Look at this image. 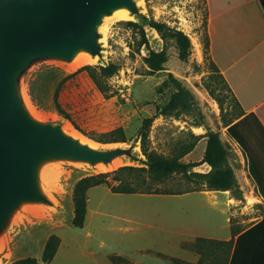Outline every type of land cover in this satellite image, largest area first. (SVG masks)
Returning <instances> with one entry per match:
<instances>
[{"label":"rangeland","instance_id":"rangeland-1","mask_svg":"<svg viewBox=\"0 0 264 264\" xmlns=\"http://www.w3.org/2000/svg\"><path fill=\"white\" fill-rule=\"evenodd\" d=\"M211 1L216 4L218 0ZM224 1L233 4L239 0ZM139 2L144 19L132 16L107 20L103 58H84L68 68L46 64L26 83L31 103L40 114L68 122L73 131L100 146L136 139L138 158H125L110 167L56 165L49 183L55 207L25 211L19 227L1 249L0 264L26 256L36 257L38 264H97L92 257L99 264H111V255L128 258V264H175L170 256L191 257L182 243L194 232L222 236L229 232L227 216L241 226L264 216V206H252L253 198L239 186L232 188V205L224 211L221 200L212 204V199L198 193L124 194L101 184L89 190L84 226L72 223L73 187L81 176L123 165H146L140 134L144 119L151 118L147 127L151 148L183 162L201 163L193 168L200 173L209 166L202 162L204 140L200 143L197 135L223 132L240 111L225 77L204 46L208 0ZM156 22L164 24L158 26ZM176 31L189 39L186 57L180 55ZM110 64L120 68L108 76L103 67ZM229 151L230 163L240 168L235 152L232 148ZM116 175H110V185L119 184ZM157 185L171 190L204 186L201 176L193 174L188 179L179 170ZM88 231L92 232L90 237ZM51 234L58 235L62 245L56 258L45 263L41 256Z\"/></svg>","mask_w":264,"mask_h":264},{"label":"water","instance_id":"water-1","mask_svg":"<svg viewBox=\"0 0 264 264\" xmlns=\"http://www.w3.org/2000/svg\"><path fill=\"white\" fill-rule=\"evenodd\" d=\"M121 9L146 17L139 0H0V255L25 211L55 207L56 165L110 167L138 158L136 139L100 146L40 114L26 84L43 65H68L80 54L103 58V26Z\"/></svg>","mask_w":264,"mask_h":264},{"label":"crops","instance_id":"crops-1","mask_svg":"<svg viewBox=\"0 0 264 264\" xmlns=\"http://www.w3.org/2000/svg\"><path fill=\"white\" fill-rule=\"evenodd\" d=\"M207 33L211 58L225 77L243 110L242 115L225 126L223 132L219 133V137L227 150V160L233 169L239 188L245 189V195L253 198L252 206H264V5L262 1L239 0L231 4L228 1L225 3L224 0H218L216 4H213L211 0H208ZM235 123L237 125L232 128L231 132L228 131L229 127ZM197 136H199L200 143L204 140L202 162L203 164L206 162L209 166L200 173L208 174L212 170V166L204 160L208 136L201 134ZM228 148H232L235 152L240 168L237 169L230 163ZM199 165L201 163L194 167ZM202 179L203 187L193 186L185 190L168 189L169 192H151L148 194L198 193L208 197L209 200L212 199V204L221 200L225 205L224 211H226L232 205L231 199L234 198V195H229L232 190L211 188L207 179L205 177ZM156 187L159 186L156 184ZM136 193L147 192L124 194ZM262 218L248 226H241L238 223H232L231 218L227 216L229 232L226 235L194 232L191 239L182 243L183 248L192 253L191 257L187 259L176 258L182 259L187 264H229L226 257L230 251V260L239 234ZM87 235L90 237L92 232L88 231ZM199 238L203 239L198 240ZM61 245L60 239L56 254L48 263L56 258ZM171 257L173 256H170V259ZM92 258L99 264L97 258ZM131 262L141 264L135 261ZM111 264H114L112 260Z\"/></svg>","mask_w":264,"mask_h":264},{"label":"trees","instance_id":"trees-1","mask_svg":"<svg viewBox=\"0 0 264 264\" xmlns=\"http://www.w3.org/2000/svg\"><path fill=\"white\" fill-rule=\"evenodd\" d=\"M264 5V0H261ZM164 23L156 22V25L163 26ZM179 37L180 55L186 57L189 48V39L182 31H176ZM204 46L206 52H209V36L208 33L204 36ZM85 67L80 68L79 70ZM120 66L117 64H110L103 67L105 74L111 76L119 70ZM78 70V71H79ZM77 72V71H76ZM75 72V73H76ZM73 73V74H75ZM71 74V75H73ZM69 75V76H71ZM65 77L62 83L69 77ZM225 79V78H224ZM225 84L228 90L234 96L236 103L240 107L238 115L243 114V110L236 99L231 87L225 79ZM58 90V89H57ZM58 91L55 93L57 102ZM234 118V119H236ZM229 121L226 125L234 121ZM151 118L144 119L141 129V149L146 157L145 166L123 165L113 171L100 172L96 174H88L81 176L74 184L72 198L74 201V216L72 223L77 227H83L86 221L87 214V201L89 188L99 185L107 184L111 190L116 193H134V192H169L168 189H160L156 184L166 177L172 175L176 171H180L187 175L188 179H192V175L196 174L207 179L208 185L214 189H231L238 183L233 173V169L227 160V150L225 145L219 137V133L208 134L207 148L204 160L211 166L212 170L208 174L193 171V167L198 163L183 162L176 158L167 157L155 149L150 147L149 135L147 127L149 126ZM237 123L229 127L228 131L231 132L232 128ZM78 129L79 127L75 125ZM125 140V139H124ZM117 174L114 177L119 181L118 185H110V175ZM124 174V175H122ZM203 238H199L201 240ZM60 244V237L56 234H51L44 245L42 252V260L46 263L50 262L58 249ZM229 253L226 261L229 264H264V217L244 230L236 239L231 258L229 260ZM163 255V254H162ZM166 256V255H163ZM176 264H187L180 258L171 257ZM111 260L114 264H128V259L120 255H111ZM38 259L34 256H26L13 260L10 264H37ZM227 264V263H226Z\"/></svg>","mask_w":264,"mask_h":264},{"label":"bare ground","instance_id":"bare-ground-1","mask_svg":"<svg viewBox=\"0 0 264 264\" xmlns=\"http://www.w3.org/2000/svg\"><path fill=\"white\" fill-rule=\"evenodd\" d=\"M132 16L129 14V12L127 11V10H125V9H121V10H118V11H116L113 15H112V17L111 18H126V19H128V18H131ZM120 21H121V19H120ZM114 22H115V20H114ZM111 23V22H110ZM107 24V20H106V22H105V24H104V26H103V31L105 30V27L108 25H106ZM105 32V31H104ZM106 33V32H105ZM108 36V35H107ZM106 38V37H105ZM89 57V55H87V54H80V55H78V57L72 62V63H70V64H68L67 65V68L68 67H74V66H76L82 59H84V58H88ZM96 58H94V60H95ZM93 60V59H92ZM90 61V60H89ZM88 62V61H87ZM85 63V62H84ZM78 68V67H77ZM72 69H74V68H72ZM72 71V70H71ZM67 120V119H66ZM63 122V121H62ZM71 124V123H70ZM66 126H67V128L68 129H71V127H70V125L68 124V122L66 123ZM72 130V129H71ZM78 133V132H77ZM82 134V133H81ZM85 138V137H84ZM87 139V138H86ZM89 139V138H88ZM118 163V162H117ZM114 164H115V162H114Z\"/></svg>","mask_w":264,"mask_h":264}]
</instances>
